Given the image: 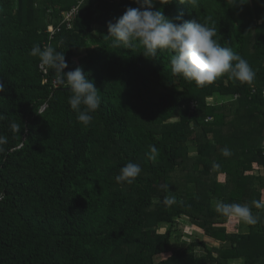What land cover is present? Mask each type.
Listing matches in <instances>:
<instances>
[{"label":"trees","instance_id":"16d2710c","mask_svg":"<svg viewBox=\"0 0 264 264\" xmlns=\"http://www.w3.org/2000/svg\"><path fill=\"white\" fill-rule=\"evenodd\" d=\"M187 3L156 10L183 13L177 22L212 16L220 43L256 72L251 85L225 75L197 86L171 72L168 50L152 58L142 45L114 47L108 22L139 7L133 0H0V264H264V176L252 168L264 167V0ZM35 44L63 52L65 72L81 67L94 82L101 106L88 127L68 86L56 89L53 70L29 55ZM130 161L141 174L118 184ZM220 170L226 183L214 180ZM218 200L249 206L257 223L228 221ZM181 221L219 246L181 232Z\"/></svg>","mask_w":264,"mask_h":264},{"label":"clouds","instance_id":"9594fccd","mask_svg":"<svg viewBox=\"0 0 264 264\" xmlns=\"http://www.w3.org/2000/svg\"><path fill=\"white\" fill-rule=\"evenodd\" d=\"M249 2L250 0H233V6H243ZM133 3L138 4L139 7H128L115 22H108L107 27L110 37L113 38L114 47L122 46L132 50L137 45H142L143 55L152 58L168 50L172 53L171 72L201 87L212 84L225 75L241 84L251 85L255 80L256 72L248 61L234 52L231 47H225L220 43L212 16H208L204 22L195 19L177 22L183 20V13L175 18H169L162 9L156 10V4L165 5L166 0H133ZM187 4L193 8L199 6L198 0H188ZM29 55L38 57L42 65L53 70L57 80L53 82L56 89L59 83L68 86L71 92L68 104L76 113L77 121L88 127L93 120V113L101 106V95L94 82L84 73L83 68L77 67L65 72L69 67L65 54L57 51L52 45L41 47L35 44ZM5 91L4 83L0 82V93ZM8 127L13 133H21L20 125L15 121H9ZM7 144L8 137L0 134V153L6 152ZM149 149L148 158L155 160L158 149L155 145H150ZM222 155L228 157L231 151L225 147L222 149ZM218 167V164H213L214 169ZM252 168L253 174L259 176L260 173L262 177L264 176L262 165L255 163ZM141 171L138 163L130 161L120 169L115 181L118 184L132 185ZM260 189L264 194V188L260 187ZM176 202L174 194L165 196L162 201L165 206H172ZM254 204L257 208L261 207L259 202ZM215 211L228 221L235 220L245 225L257 223L256 217L247 205L218 200L215 202ZM195 252L200 254L201 248L198 246Z\"/></svg>","mask_w":264,"mask_h":264},{"label":"rangeland","instance_id":"374dc122","mask_svg":"<svg viewBox=\"0 0 264 264\" xmlns=\"http://www.w3.org/2000/svg\"><path fill=\"white\" fill-rule=\"evenodd\" d=\"M53 27L51 26L50 28H49V30L50 29H52ZM212 101H213V99L212 98H208V103H212ZM192 155L194 154V151L191 153ZM224 176L226 177V181H227V172L225 171V173H224ZM229 176V175H228ZM189 179L188 178H186V179H184V180H182L181 182H180V184H181V186H183V185H185L186 183H187V181H188ZM225 180V179H224ZM226 181L225 182H223V183H226ZM260 186V185H259ZM235 187V184L233 183L232 184V188H234ZM194 188H193V186H191V190H193ZM215 196H217V198L219 197V194H216ZM181 224L179 225V228H181V232H186V231H190V234L191 233H193V235H194V237H197L198 239H205L208 243H212V246H214V247H218L219 246V243L218 242H212L211 240H209V238H206V237H204V235L202 234V232L201 231H199L198 229H196L195 227H191V226H188V223L186 222V221H181L180 222ZM219 226H222V224H218ZM229 225L231 226V229L233 230V225L231 224V222L229 223ZM189 228H188V227ZM185 228H186V230H185ZM227 229L229 230V227H228V224H227ZM166 231V228L165 227H163V229H160V232L161 233H163V232H165ZM188 232H186L187 234H188ZM187 241H189V238L187 239ZM164 258H166V255H161V256H159L158 257V259L159 260H162V259H164Z\"/></svg>","mask_w":264,"mask_h":264},{"label":"built area","instance_id":"2783aa9c","mask_svg":"<svg viewBox=\"0 0 264 264\" xmlns=\"http://www.w3.org/2000/svg\"><path fill=\"white\" fill-rule=\"evenodd\" d=\"M76 10V9H75ZM73 10L72 12H70L69 14H67V18L70 19L72 16L75 15L76 11ZM69 27H71V21L69 22ZM49 32L52 33V37H54L56 30L55 29H50ZM47 66L45 67L44 65H41V69H44V72L47 73Z\"/></svg>","mask_w":264,"mask_h":264},{"label":"crops","instance_id":"0c3cea01","mask_svg":"<svg viewBox=\"0 0 264 264\" xmlns=\"http://www.w3.org/2000/svg\"><path fill=\"white\" fill-rule=\"evenodd\" d=\"M264 144V143H263ZM258 177H260V173H259V176ZM225 179V180H224ZM215 181H217V182H220V183H223V182H225L226 181V177L224 176V172L222 171V170H220L219 171V173H218V176H217V178H215L214 179ZM260 183L258 182V185H259Z\"/></svg>","mask_w":264,"mask_h":264}]
</instances>
